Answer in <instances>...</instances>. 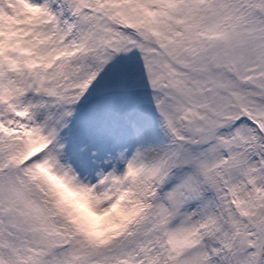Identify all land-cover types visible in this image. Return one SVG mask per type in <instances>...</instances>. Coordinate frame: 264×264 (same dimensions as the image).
Instances as JSON below:
<instances>
[{
  "label": "snow or ice",
  "instance_id": "6c2138e0",
  "mask_svg": "<svg viewBox=\"0 0 264 264\" xmlns=\"http://www.w3.org/2000/svg\"><path fill=\"white\" fill-rule=\"evenodd\" d=\"M0 264H264V0H0Z\"/></svg>",
  "mask_w": 264,
  "mask_h": 264
}]
</instances>
